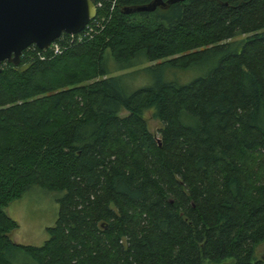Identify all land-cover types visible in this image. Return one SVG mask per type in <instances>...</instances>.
<instances>
[{
	"label": "trees",
	"instance_id": "obj_1",
	"mask_svg": "<svg viewBox=\"0 0 264 264\" xmlns=\"http://www.w3.org/2000/svg\"><path fill=\"white\" fill-rule=\"evenodd\" d=\"M93 1L59 53L1 65L0 264H264V0ZM32 185L58 204L38 246L4 210Z\"/></svg>",
	"mask_w": 264,
	"mask_h": 264
},
{
	"label": "water",
	"instance_id": "obj_2",
	"mask_svg": "<svg viewBox=\"0 0 264 264\" xmlns=\"http://www.w3.org/2000/svg\"><path fill=\"white\" fill-rule=\"evenodd\" d=\"M179 1L151 0L123 11H153ZM96 13L93 0H0V72L3 62L17 65L30 45L47 49L62 33L78 34ZM259 258L264 262V255Z\"/></svg>",
	"mask_w": 264,
	"mask_h": 264
},
{
	"label": "rangeland",
	"instance_id": "obj_3",
	"mask_svg": "<svg viewBox=\"0 0 264 264\" xmlns=\"http://www.w3.org/2000/svg\"><path fill=\"white\" fill-rule=\"evenodd\" d=\"M151 64L139 65L125 71L123 81L128 92L150 83V77L143 69ZM118 73H124V71L113 72L112 74L117 75ZM199 74L200 72L197 69L191 68L188 70H172L168 72L167 76L170 80L184 78L187 80L186 82H189ZM146 122L148 130L155 137H159V131L162 127L161 121L149 114ZM56 196L57 194L53 191L32 185L18 199L11 201L4 210L17 222L18 226L10 233V237L15 242L24 245H41L48 236L46 228L53 225L56 220L58 210ZM255 253L258 257L264 255V242L256 247Z\"/></svg>",
	"mask_w": 264,
	"mask_h": 264
},
{
	"label": "built area",
	"instance_id": "obj_4",
	"mask_svg": "<svg viewBox=\"0 0 264 264\" xmlns=\"http://www.w3.org/2000/svg\"><path fill=\"white\" fill-rule=\"evenodd\" d=\"M70 35H74V34H70ZM47 49H49L53 54H57L61 51L59 44L54 41L50 44L49 48Z\"/></svg>",
	"mask_w": 264,
	"mask_h": 264
}]
</instances>
